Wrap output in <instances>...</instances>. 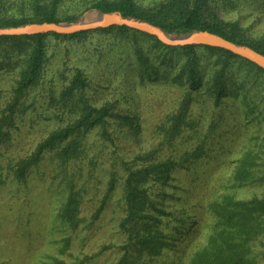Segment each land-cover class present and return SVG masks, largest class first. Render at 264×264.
<instances>
[{
	"label": "trees",
	"instance_id": "trees-1",
	"mask_svg": "<svg viewBox=\"0 0 264 264\" xmlns=\"http://www.w3.org/2000/svg\"><path fill=\"white\" fill-rule=\"evenodd\" d=\"M61 1L0 0V27L77 20L74 14L58 15ZM89 7L139 17L170 33L208 30L264 54V34L252 36L238 21L222 18L218 0H156L148 5L139 0H98ZM94 32L115 34L130 49L132 58L120 55L114 68L136 75L140 82L160 81L177 87L180 92L176 106L155 128L158 146L139 151L129 159L115 157L118 160L112 162L105 198L93 213V219H97L110 194L117 188L120 190L122 215L118 227L124 242L119 246L122 255L116 264H150L151 260L145 259L148 255L166 250L176 254L170 264H264V192L250 198H239L231 190L220 192L205 204V210L215 219L211 225L203 222L200 225L191 215L197 213L190 208L191 195L195 193L193 183L201 179L205 188L211 179L209 167L200 172L199 164L221 162L215 134L225 119L224 112L218 110L222 107L234 112L236 117L237 110L242 118L240 123L254 124L261 130L250 136L247 149L235 160L230 174L231 187L256 181L264 183V69L228 50L208 45H166L152 35L118 25L71 34L0 36V74L17 69L10 97L0 110V148L19 129L14 127L15 120L29 106L25 103L27 96L41 83L47 58L46 38L84 41ZM122 54H127V50ZM86 85L85 73L80 67H74L61 98L67 101L71 95L78 96L81 106L85 103L79 115L42 136L30 152L8 158L5 176L26 184L33 167L48 153L58 163L84 160L94 169L97 155H88L89 136L95 132L104 143L115 144L117 129L110 128V105L96 107L83 100L81 95ZM201 99L211 102L214 112L217 111L203 124V116L194 109ZM115 117L129 130H138L136 114ZM177 142L186 147L176 150ZM164 145L169 151L159 155L157 152ZM3 182L0 171V183ZM82 189L75 190L70 183L59 208V216L70 227H78L82 220L79 214ZM170 201L181 203L169 207L166 202ZM203 205L200 202L191 207ZM207 226L210 230L205 233V240L198 241L201 228Z\"/></svg>",
	"mask_w": 264,
	"mask_h": 264
},
{
	"label": "rangeland",
	"instance_id": "rangeland-1",
	"mask_svg": "<svg viewBox=\"0 0 264 264\" xmlns=\"http://www.w3.org/2000/svg\"><path fill=\"white\" fill-rule=\"evenodd\" d=\"M94 1L98 0H62L57 8L58 15L88 18V13L95 9L89 7ZM153 1L156 0H139L143 5ZM218 1L222 18L238 21L252 36L264 34V0ZM46 40L47 58L41 83L27 96L25 103L29 106L15 120L14 127L19 129L11 133L10 140L0 148V171L4 178L0 183V264H116L122 255L119 246L124 242L118 227L122 215L120 190L117 188L110 194L97 219H93V213L105 198L112 162L118 160L119 155L129 159L139 151L158 146L155 128L176 106L180 92L177 87L160 81L140 82L136 75L114 68L120 55H126L125 59L132 58L130 49L125 48L124 41L115 34L94 32L84 41L53 37ZM125 49L127 54H122ZM74 67H80L87 77L81 95L83 100L96 107L107 103L112 108L109 124L110 128L117 129L115 144L104 143L95 132L89 136L88 155H97L94 169H90L84 160L82 163L77 160L58 163L48 153L33 167L26 184L5 176L8 158L30 152L42 136L79 115L85 103L81 106L78 96L71 95L67 101L61 98ZM16 72L14 69L11 73L0 74V110L10 97ZM200 101L194 109L203 116V124L217 111L214 112L211 102ZM218 110L225 115L215 134V147L220 146L221 162L219 165L211 161L199 164L200 172L209 167L211 179L205 188L201 179L193 183L195 193L190 201H193L191 206L204 204L196 208L190 206L197 210L191 215L200 221V225L202 222L211 225L215 221L212 213L205 210V204L220 192L235 191L239 198L260 196L264 192V183L260 181L238 188H232L230 181L235 160L247 149L250 136L261 130L254 124L240 123L242 118L237 110V117L224 107ZM132 113L138 116V130H129L115 117L116 114ZM185 147L177 142L175 149L181 151ZM167 149L169 147L164 145L157 153L164 155L168 153ZM70 183L75 190L83 188L79 213L82 220L75 228L65 224L59 216ZM180 203L166 202L169 207L180 206ZM201 229L202 234L197 235V240L202 242L210 226ZM107 245L109 248L105 247ZM175 255L166 250L145 259L151 260L150 264H170Z\"/></svg>",
	"mask_w": 264,
	"mask_h": 264
},
{
	"label": "water",
	"instance_id": "water-1",
	"mask_svg": "<svg viewBox=\"0 0 264 264\" xmlns=\"http://www.w3.org/2000/svg\"><path fill=\"white\" fill-rule=\"evenodd\" d=\"M88 15V18L82 16L74 21L26 22L20 25L3 26L0 27V36H23L41 33L71 34L83 30H94L118 25L152 35L166 45H208L222 48L264 69V54L246 44L228 40L208 30L195 29L188 33H170L147 20L131 15L124 16L117 10L104 12L99 9H93Z\"/></svg>",
	"mask_w": 264,
	"mask_h": 264
}]
</instances>
